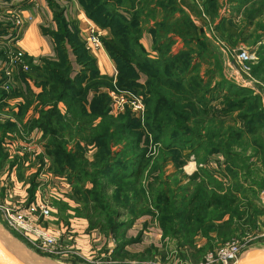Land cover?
I'll return each instance as SVG.
<instances>
[{
    "label": "trees",
    "instance_id": "trees-1",
    "mask_svg": "<svg viewBox=\"0 0 264 264\" xmlns=\"http://www.w3.org/2000/svg\"><path fill=\"white\" fill-rule=\"evenodd\" d=\"M48 1L51 2V0ZM77 1L88 20L102 29L109 30L111 38L103 39L102 44L115 63L117 70L115 79L99 76L94 60L88 55L83 43L78 39L77 31L68 28L61 13L55 17L56 31L49 32L54 42L56 61L42 60L43 66L32 67L39 78L37 85L42 89L36 96L41 108L35 125L48 138V156L52 160L57 174L68 176L73 185V193L77 202L83 200L88 203L86 197L92 193L93 187H97V184L100 183L103 189L105 187L112 188L111 192L114 191L117 194L115 198H121L122 209L127 213L133 214L134 208L140 207L141 204L147 205L148 191L143 189L141 181L144 168L150 160L147 149L141 147L143 131L149 128L146 132L152 134L154 129H160L158 126H162L159 124L163 119L164 111L182 109L180 99H177L180 94L187 96L190 102L187 100V107H184L183 111L179 110L178 114L169 115L168 119H174V123L177 124L194 122V127L193 130L181 129L185 135H180L179 129L173 131L170 140L163 147L165 152L163 153L168 154L173 160L179 157L178 151L189 149L196 162H201L203 158H205L203 162H206L208 155L222 153L227 148H231L233 144L225 141L223 134H218L219 138L212 137L210 134L213 132L214 126L225 120L224 115L244 111L246 108L249 114L243 115V118L248 121L247 130L254 137L261 138L263 136L264 111L255 102V97L248 94L250 92L247 89L231 83L218 82L214 85L213 91V89H207L209 83L199 75H195L197 83H195V78L189 83V79L196 71L198 72L202 63L201 54H198L201 59L196 65H192L190 62L192 53L186 41L191 40H184L185 49L177 54L171 52L174 43L172 39L167 38L162 41L164 43L157 42V40L155 51L159 56L156 59H151L146 55L144 49H142L144 54L141 56L138 51L134 53L130 47L132 39L127 37L128 33L134 34L131 33L132 30H136V33L140 30V21L134 11L135 6L137 7L135 0ZM163 1L158 0L157 2L158 6L164 8L161 27L167 28L174 23V16L170 8L163 6ZM217 1L201 0L200 2L207 14L208 12L214 14V10L209 7L216 6ZM247 1L230 0V4L242 7ZM144 6H148V3L145 2ZM149 10L151 13L150 7ZM154 11L153 9L152 12ZM161 27L156 26L150 30L153 36H155V30ZM163 28L157 31L159 32ZM182 34L180 27L172 35L182 36ZM189 34H191L190 31L187 35ZM154 39L156 40V37ZM68 49L71 50L76 63L81 67L80 72L73 78L71 77L72 67L68 58ZM163 50H167V53H164ZM129 55H131L130 58ZM170 63H174L173 69L169 65ZM140 73L147 77L143 85L138 82ZM151 78H155L156 81L151 82ZM103 87L109 91L123 90L139 94L145 105L144 125L142 126L139 120L132 118L129 111L117 118L110 116V98L107 93L100 92ZM201 88L204 92L208 90V96L206 97V94L203 96V93H200V100L196 104V106L199 105V108L195 109L193 100L196 99V93ZM89 92H94L90 102L87 101ZM240 95L243 97L238 103H235L233 100ZM216 100H220L225 106L219 110L211 109L208 103ZM59 103H62L66 108L64 114L58 108ZM24 109L25 107L21 109V114ZM150 112H156L153 116L157 115L154 117L156 120H154L153 127L148 124V119H151ZM159 113H162V116ZM206 117L209 119L206 120ZM0 128L6 132L14 129L15 126L13 123L7 122L0 125ZM155 132L156 136L158 133ZM66 135L69 138L72 135L79 137L74 144V149H68ZM213 139L220 141L212 143L210 140ZM80 143H83L84 146H81ZM90 144L96 148L91 162L84 157L85 147ZM3 161L0 159V169ZM157 161L159 162V160ZM157 161L148 168V174L154 183H157L158 176L162 175ZM198 174L188 180V185L178 186L184 192L179 201L168 199L167 194H172L168 186L165 190L160 189L158 192H153L152 189L149 191V194L158 193L157 202L155 203L154 198L153 206L162 215H168L164 222L170 220L173 225L169 228L173 229L174 233L182 232L185 236L184 240L188 236L195 237L199 233L206 237L209 231L220 229L221 225L232 226L233 218L243 216V213L248 211V207L253 209L255 215L263 212L255 205L256 191L250 185L243 186L237 182L235 180L237 175L231 171L228 163L216 174L210 171L208 173L202 168ZM197 180H199L198 183ZM226 181L227 184H224ZM232 181L237 182L235 186L231 185ZM85 184H90L91 188L86 189ZM208 185L214 186L211 192H208ZM185 193L189 195L186 196ZM166 204L170 205V209L166 208ZM149 213L151 212L142 211L141 214ZM132 219L122 221L121 225L113 226L112 232L115 233L116 246L111 253L112 256L120 254L126 246L141 241V235L135 238L126 237V232L133 223ZM206 223L208 224L206 225ZM164 225L168 226V223H164ZM164 225L161 223L163 233L167 229ZM218 235L226 237L228 234L219 233Z\"/></svg>",
    "mask_w": 264,
    "mask_h": 264
},
{
    "label": "rangeland",
    "instance_id": "rangeland-1",
    "mask_svg": "<svg viewBox=\"0 0 264 264\" xmlns=\"http://www.w3.org/2000/svg\"><path fill=\"white\" fill-rule=\"evenodd\" d=\"M135 1L137 7L135 6L134 11L137 13L140 21V30L137 33L136 30H132L131 33L134 34L128 33L127 36L128 39H132L130 47L134 53L138 51L141 56L144 54L142 49L145 50V48L141 40L145 33H148L151 37L154 51L157 40V42L161 41V43H164L162 42L163 40L167 38L172 39L174 41L173 46L176 42H179L182 44L180 51L185 49L184 40H191L189 42L186 41L192 53L190 62L192 65H196L201 59L198 54H201L202 63L201 65L199 64L198 72L196 71L189 79V83L192 82L193 78H195V83H197L195 75H199L209 83L207 89H213V91L214 85L218 82L222 84L224 82L231 83L245 88L250 92L248 94H252L255 97V102L264 111V48H261L264 46V0H248L242 7L230 4V0H218L215 4L216 6L209 7L214 10L215 16L211 12H208V14L205 12V8L200 2L201 0H164L163 6L170 8L174 16V23L167 28L165 26H163L164 28L161 27L163 25L161 21L164 19V8L158 6V0ZM145 2L148 3V6H144ZM149 7L151 13H149ZM153 9L155 10L154 12H152ZM1 11L0 9V13ZM156 26L163 29L159 32L157 30L161 28L156 29L155 36H153L150 30ZM180 27L183 33L182 36H173L172 34ZM6 31H9V29L8 27H4L3 16L0 15V125L10 122L15 126L14 129L6 132H3L2 130L4 129L0 128V159L4 160L1 164L0 172L3 168H5L4 174L8 170H13L16 176H21L23 180L26 179L21 182L30 188L27 191L28 201L36 202L41 198H49L55 203V201L59 202V199H63L64 201L69 199V202L71 201V204L76 206L75 216L77 215L78 218L87 221L88 230L99 233L105 239L106 244L98 250L81 251L73 247L76 241L74 237H70L71 235H68V232H66L63 233L64 235L59 242L63 247L61 249L62 252L59 250L54 254H45L31 243H28L18 233L10 231L2 220L0 213V234L2 236L7 237V234L12 235L46 259L57 260L62 264H198L208 253L215 251L228 242L239 240L245 243L247 248L254 244H262L264 246V130L262 131L263 133L261 132L263 135L261 138L254 137L247 130L246 125L248 121L243 118V115L249 114L247 108L244 111L224 115L225 120L214 126L213 132L210 134L212 137L218 138V134H223L224 140L233 144L231 148H227L222 153L208 155L206 162H203L205 158L201 162H196L189 149L178 151L179 157L173 160L168 154H164L163 149L165 144L170 140L173 131L179 129L180 135H185L181 132V129L187 128L188 130H193L194 127V122L190 124L186 122L177 124L174 123V119H168L169 115L178 114L179 110L183 111L184 107H187L186 103H188L187 100L189 98L180 94L177 99H180V107L182 109L166 110V112H163L164 116H162V113H159L163 118L159 124L162 126H158L160 129H154L152 134L146 132L149 128L143 131L144 135L141 147L147 149L150 160L149 164L147 163L144 168L143 179L141 181L143 189L148 191L147 205L141 204L140 207H133V214L127 213L122 209L121 198H115L117 194L114 191L111 192L112 188L105 187L103 189L100 183L97 184V187H93L92 193L86 197L87 201H89L88 203L83 202V200L82 202H77L71 182L60 183L53 179H48L49 174H57L52 160L50 164L44 166L46 162L43 160L42 154L34 158L28 156L27 149L29 145L41 147L46 156H48V138L35 125L39 118V109L41 108L36 98L37 95L29 100L18 90L20 83L24 80L22 79L23 77L28 78L31 82L33 81L35 86L40 87L37 85L39 78L37 77V73L30 67L24 52L18 48L23 54L21 64L25 65L27 70L21 71L20 69L22 68L19 66L14 68L12 71L11 87L8 91L3 90L1 80L4 77V71L2 68L7 60V53L5 48H3L2 42L8 33ZM188 31L191 32L189 34L192 35L191 37L187 35ZM154 37H156V40ZM110 38L109 33L108 39ZM243 49L249 54L252 53L251 56H253L252 60L245 65H241L237 61V55ZM163 51L167 53V50ZM146 55L152 59L149 53L146 52ZM130 56L128 57L130 58ZM158 56L157 54L153 58L156 59ZM169 65L173 69L174 63H170ZM155 78H151V82H155ZM200 93H203V96L206 94L205 96L207 97L208 90L204 92L201 88V90L197 91L196 99L194 98L195 100H193L195 109L199 108V105L196 106V104L200 100ZM242 97V95L237 96L233 101L238 103ZM208 106L211 109L219 110L225 104L220 100H216L208 103ZM24 107V112L21 114L20 111ZM155 113L150 112L151 119H148V124L151 127H153L154 120H156L154 117H157V115L153 116ZM119 115L122 114L112 113L111 116L117 118ZM199 118H202V116H199ZM205 119L207 120L209 117ZM140 123L142 126L144 125L143 120ZM154 132L158 134L155 136ZM65 137L68 139V148L74 149V144L79 137H74V135L71 138L67 137V135ZM210 141L217 143L220 140L213 139ZM80 145L84 146L83 143H80ZM85 148L84 157L91 162L94 154L92 155V152L88 151L93 148L95 153L96 148L92 144L87 145ZM210 149L212 151V148ZM156 161L160 165L162 175L160 174L157 183H154L148 174V168ZM227 163L231 171L236 173L235 180L237 182L243 186L250 185L256 191L255 197L257 198L254 199V202L257 209L259 208L263 212L255 215L253 209L248 207V211L243 213V216L233 218L232 226L224 227V225H221L220 229L209 231L206 237L199 233L195 237L188 236L184 240L185 236L182 232L174 233V230L169 228L173 225L170 223V220L164 222L168 215H162L153 206L154 198L155 203L157 202L158 193L149 194L150 189L154 190L153 192H158L160 189L165 190L166 186H168L172 191V194H167L168 199L170 201H179L184 192L178 186L188 185V180L193 175H199L200 168L206 170L208 173L210 171L216 174ZM43 178L45 180H40ZM236 181L230 182L231 185L235 186ZM224 184H227V181ZM84 187L89 189L91 185L85 184ZM213 187L208 185V192H211L214 189ZM2 193L3 189L0 188V195ZM41 194L43 195L41 196ZM185 195L188 196L189 194L185 193ZM166 208L170 209V205L166 204ZM142 211H149L151 213L142 215ZM130 219H132L133 223L128 230L134 226V231L136 232L131 238L141 235L139 243L142 245H140V248L128 245L120 254L112 256L111 253L116 246L115 233L112 232L113 226L115 224L121 225L122 221ZM173 220L178 223L175 218ZM161 223L163 225L164 223H168V226L164 225L167 227L164 233L161 229ZM214 223L216 224V222ZM150 231L160 233L159 241L156 245L148 244L149 235H152ZM219 233L228 235L226 237H219ZM65 237L68 239L67 243L63 241ZM145 237L147 238L146 241H144Z\"/></svg>",
    "mask_w": 264,
    "mask_h": 264
},
{
    "label": "crops",
    "instance_id": "crops-1",
    "mask_svg": "<svg viewBox=\"0 0 264 264\" xmlns=\"http://www.w3.org/2000/svg\"><path fill=\"white\" fill-rule=\"evenodd\" d=\"M3 5H6L11 9L18 10L19 14L24 20V26L19 35V39L16 42V46L24 52L31 68L43 66L42 60L56 61L54 42L49 32L56 31L57 24L55 21V17L58 13H61V16L68 25V28L72 31L74 29L77 31L78 39L81 43H83L88 55L94 60V65L99 76L110 78L113 80L115 79L117 74L116 66L107 54L104 46H102V48L98 51H89L86 48L88 34L87 29L89 26H93L100 32L101 42L103 39L109 38V30L102 29L88 20L77 0H51V2H49L48 0H35L33 4L21 2L20 0H9L5 2L0 1V9L2 7H6ZM141 42L146 52L150 54V57H156L157 52L153 50L151 37L148 35V33H145L143 35ZM181 49L182 44L176 42L171 52L173 54H177ZM68 58L71 63V77L73 78L80 72L81 67L76 63L75 57L69 49ZM22 79L24 80L20 83V88L18 87V90H20V93L24 97L31 100L32 97H35L41 92L40 87L35 86L33 81L31 82V80L25 77H23ZM145 80L146 77L143 74H140L139 83L143 85L145 83ZM100 92L107 93L108 89L103 87L100 89ZM93 96L94 92H89L87 101L90 102ZM58 108L62 114L65 113L66 108L62 103L58 104ZM109 115H112L110 104ZM91 149H89L88 152H92L93 155V148ZM46 158L48 159V162L50 164L51 159L49 158V156H46ZM4 169L5 168H3L0 172V188L3 189V193L2 195H0V204L10 201L13 203L15 202L19 206H22L31 202L28 201L29 198L27 195V191H29L30 188L25 186L21 182L25 181L26 179L23 180L21 176H16V173L13 170H8V172L4 174ZM56 176H58L59 178L63 177V179L70 182L66 174H56ZM49 177L50 175H48V179ZM40 180L45 179L43 178ZM6 181L10 183V186H8V190L7 188H5ZM42 195L43 194H41V196ZM40 200L41 199H38L37 202H39ZM52 204L53 207L51 215L47 219L46 223V227L49 232H68V235H71L70 237L72 238L74 237L76 241V244L73 245V247L80 249L81 251L98 250L100 247L106 244L105 239L99 233H97L96 231L91 232L88 230L87 221L78 218L77 215L75 216L76 206L71 204V201L69 202V199H66V201H64L63 199H59V202L55 201V203L52 200ZM150 232L152 233V235H149L150 239H148V244L156 245L159 241L160 233L155 231ZM135 233L136 232L134 231L133 226V228L126 232V237L131 238L135 235ZM146 239L147 238L145 237L144 241H146ZM63 241L67 243V237H65ZM140 245L142 244H133L131 246L140 248Z\"/></svg>",
    "mask_w": 264,
    "mask_h": 264
},
{
    "label": "built area",
    "instance_id": "built-area-1",
    "mask_svg": "<svg viewBox=\"0 0 264 264\" xmlns=\"http://www.w3.org/2000/svg\"><path fill=\"white\" fill-rule=\"evenodd\" d=\"M21 2L34 3L35 0H20ZM6 6V5H3ZM0 15L3 16L4 27H8L7 36L3 38V48H5L7 57L5 65H3L4 77L1 80L3 90L8 91L12 82V71L17 66L21 67V71H26L27 67L21 64L23 54L16 46L19 35L24 26V20L18 10L10 7H2ZM86 48L89 51H98L102 48L101 34L93 26L87 29ZM245 49L240 50L237 55V61L241 65L248 64L253 56ZM110 98L111 114H123L129 111L132 118L142 121L145 114V106L143 99L139 94L123 90H111L108 92ZM28 156L34 158L42 154L43 160L47 166L48 159L41 147L28 146ZM49 179H53L60 183H67L63 177L59 178L54 173L49 174ZM46 177V175L44 174ZM47 178V177H46ZM10 183L5 182V188L9 189ZM10 197V194H9ZM52 200L49 198H41L39 202H29L19 206L15 202H6L0 204L1 218L10 231L18 233L28 242L34 245L39 251L45 254H54L63 247L60 240L63 237L61 231L49 232L46 227L47 219L51 215ZM66 248V247H65ZM247 249L246 244L237 240L228 242L220 246L215 251L208 253L205 258L198 264H236L242 252Z\"/></svg>",
    "mask_w": 264,
    "mask_h": 264
},
{
    "label": "water",
    "instance_id": "water-1",
    "mask_svg": "<svg viewBox=\"0 0 264 264\" xmlns=\"http://www.w3.org/2000/svg\"><path fill=\"white\" fill-rule=\"evenodd\" d=\"M7 238L15 245L22 255L33 264H49L46 258L34 252L21 243L14 236L7 234ZM246 250L242 252L236 264H264V251L246 256ZM0 264H25L18 259L0 240Z\"/></svg>",
    "mask_w": 264,
    "mask_h": 264
},
{
    "label": "bare ground",
    "instance_id": "bare-ground-1",
    "mask_svg": "<svg viewBox=\"0 0 264 264\" xmlns=\"http://www.w3.org/2000/svg\"><path fill=\"white\" fill-rule=\"evenodd\" d=\"M0 240L1 242L11 251V253L13 255H15L18 259H20L21 261H23L25 264H33L31 263L30 261H28L23 255L22 253L19 251V249H17L15 247V245L7 238V237H4L0 234ZM264 251V246L262 244H254V245H251L247 248V252H246V256H249V255H253L255 253H259V252H262ZM46 261L49 263V264H62L61 262L55 260V261H52L50 259H46Z\"/></svg>",
    "mask_w": 264,
    "mask_h": 264
}]
</instances>
